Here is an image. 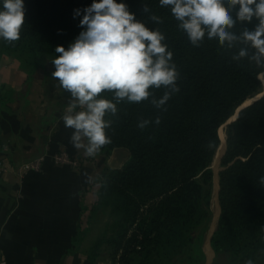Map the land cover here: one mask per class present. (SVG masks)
I'll return each instance as SVG.
<instances>
[{
	"label": "trees",
	"instance_id": "1",
	"mask_svg": "<svg viewBox=\"0 0 264 264\" xmlns=\"http://www.w3.org/2000/svg\"><path fill=\"white\" fill-rule=\"evenodd\" d=\"M91 2L24 0L20 39L0 41V58L27 56V74L32 76L58 55L57 46L67 48L82 31L80 17L73 19V13ZM123 2L137 20L165 36L179 72V92L165 110L155 109L148 100L117 106L107 130L111 143L97 155L107 161L112 153L123 152L125 161L113 169L104 163L90 213H106L107 221L86 258L90 263L106 256L110 264H205L203 243L212 218L210 165L221 144L219 128L245 101L264 92L259 79L263 74L264 80V71L247 60L232 61V51L215 42L192 48L159 0ZM151 15L162 22H152ZM161 94L162 90L155 92L157 97ZM13 98L12 88L0 86V118ZM157 116L159 125L137 127L140 120ZM224 135L226 150L218 174L220 215L210 245L221 264L248 260L264 264V94L238 112ZM81 210L86 211L83 206ZM86 233L79 221L73 243Z\"/></svg>",
	"mask_w": 264,
	"mask_h": 264
},
{
	"label": "clouds",
	"instance_id": "2",
	"mask_svg": "<svg viewBox=\"0 0 264 264\" xmlns=\"http://www.w3.org/2000/svg\"><path fill=\"white\" fill-rule=\"evenodd\" d=\"M159 6L177 21L192 48L215 42L232 51V61L247 60L264 71V0H159ZM148 11L145 5L143 12ZM24 17V0H0V41L19 40ZM77 17L82 31L67 48H55L51 77L68 94L60 120L71 130L69 143L93 158L111 143L107 130L117 106L148 100L165 110L179 92V72L165 36L137 20L123 0H92L74 10L73 19ZM149 19L162 22L156 15ZM157 90H162L159 97ZM153 123L159 125L160 117L142 119L137 127Z\"/></svg>",
	"mask_w": 264,
	"mask_h": 264
},
{
	"label": "crops",
	"instance_id": "3",
	"mask_svg": "<svg viewBox=\"0 0 264 264\" xmlns=\"http://www.w3.org/2000/svg\"><path fill=\"white\" fill-rule=\"evenodd\" d=\"M6 58H0V86L12 88L14 98L1 113L0 160L13 166L51 155L61 146L77 158L84 157L69 143L71 130L60 120L68 94L51 77L54 68L50 60L28 76L15 58ZM124 156L114 152L104 161L96 155L78 170L55 167L48 161L39 174L22 178L10 170L1 172L0 257L7 264H110L106 256L93 263L86 258L107 221L106 213L90 210L96 203L104 163L111 169L121 167ZM102 215L103 225L96 224L94 236L88 237ZM79 221L87 233L73 243ZM215 228L204 237L205 264L222 263L210 245Z\"/></svg>",
	"mask_w": 264,
	"mask_h": 264
},
{
	"label": "rangeland",
	"instance_id": "4",
	"mask_svg": "<svg viewBox=\"0 0 264 264\" xmlns=\"http://www.w3.org/2000/svg\"><path fill=\"white\" fill-rule=\"evenodd\" d=\"M7 57H10V58H15V62H18V64L20 65V66H22V68H24L25 70H26V72H27V70L28 69H30V65H29V58L27 57V56H25V55H11V56H7ZM5 58H6V56H5ZM7 59V58H6ZM9 59V58H8ZM45 59V58H44ZM51 61V60H50ZM44 63H47V61L46 62H44ZM259 79L262 81V84L264 83V80H263V74H261L260 76H259ZM263 88H264V84H263ZM261 94V93H260ZM260 94H258V95H256V96H254V97H252L251 99H248L247 101H245L240 107L243 109V107L245 108V106H247V105H249L253 100H255V99H257L258 97H259V95ZM237 108V110L235 111V113H234V115L228 120V122L229 121H232L233 119H236L235 117H237V114H238V112L241 110V108ZM63 112H64V110H63ZM62 112V113H63ZM227 123V122H226ZM224 124V125H222L220 128H219V130H220V135H219V130H218V135H219V139L221 138V136H222V138L220 139V145H219V147H218V149L220 148V146H223L222 147V149H221V151H220V149L218 150L217 149V151H216V153H215V155H214V159H213V161H212V163H211V165H210V169H211V171H212V173H213V179H212V183H211V188H210V190H211V201H210V210H211V213H212V218H211V222H210V225H209V230H212V229H214L215 228V226H216V224H217V221H218V217H219V215H220V207H219V201H218V191H219V177H218V174H219V172L223 169L222 167H221V165H220V161H221V158H222V153H223V150H224V144L222 145V143H223V132H224V134H225V128H226V126L227 125H229V124ZM222 130H223V132H222ZM225 137V139H224V143L226 144V135H224ZM218 151H220V153L218 152ZM216 158V159H215ZM218 159V160H217ZM214 166V167H213ZM217 177V178H216ZM216 179V180H215ZM215 180V181H214ZM104 218H105V216L104 215H102V219L100 220V221H98V222H95V223H93V231L92 232H90L89 234H88V237H90V236H94V232H95V226H96V224H100L101 226L103 225V220H104ZM217 220V221H216ZM96 238V237H95ZM217 263H219V262H217Z\"/></svg>",
	"mask_w": 264,
	"mask_h": 264
},
{
	"label": "built area",
	"instance_id": "5",
	"mask_svg": "<svg viewBox=\"0 0 264 264\" xmlns=\"http://www.w3.org/2000/svg\"><path fill=\"white\" fill-rule=\"evenodd\" d=\"M63 113L61 114V116L63 115ZM48 159L56 167H68L71 170H78L81 166H83L86 162H88L90 158L85 156L79 158L71 157L66 147L61 146L52 155L48 156L47 154H44L30 161H25L13 166H11L7 160H0V173L10 170L18 178H22L27 173H31V172L40 173L43 164ZM0 264H7L2 257H0Z\"/></svg>",
	"mask_w": 264,
	"mask_h": 264
},
{
	"label": "water",
	"instance_id": "6",
	"mask_svg": "<svg viewBox=\"0 0 264 264\" xmlns=\"http://www.w3.org/2000/svg\"><path fill=\"white\" fill-rule=\"evenodd\" d=\"M264 94V92H262L260 95H259V97L257 98V99H255V100H253L250 104H252L253 102H255V101H257L260 97H262V95ZM249 104V105H250ZM249 105H247V106H249ZM243 106V105H242ZM241 106V107H242ZM240 107V108H241ZM246 107V106H245ZM244 108V107H243ZM242 109V108H241ZM236 118V117H235ZM233 121H235V119H233L232 121H227V123L226 124H230L231 122H233ZM225 144V143H224ZM225 150H226V144L224 145V151H223V153H222V155H224V153H225Z\"/></svg>",
	"mask_w": 264,
	"mask_h": 264
},
{
	"label": "bare ground",
	"instance_id": "7",
	"mask_svg": "<svg viewBox=\"0 0 264 264\" xmlns=\"http://www.w3.org/2000/svg\"><path fill=\"white\" fill-rule=\"evenodd\" d=\"M221 138H222V136H221ZM223 144H224V137H223V143H222V145H223ZM224 145H225V144H224ZM222 147H223V146H220V148H219L220 151H221ZM219 149H218V150H219ZM220 151H218V152L220 153ZM215 159H216V158H215ZM217 160H218V159H217ZM213 167H214V166H213ZM216 178H217V177H216ZM215 180H216V179H215ZM215 180H214V181H215Z\"/></svg>",
	"mask_w": 264,
	"mask_h": 264
}]
</instances>
